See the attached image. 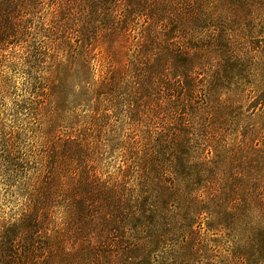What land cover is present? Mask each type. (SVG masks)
<instances>
[{"label":"rangeland","instance_id":"obj_1","mask_svg":"<svg viewBox=\"0 0 264 264\" xmlns=\"http://www.w3.org/2000/svg\"><path fill=\"white\" fill-rule=\"evenodd\" d=\"M0 17V264H264V0Z\"/></svg>","mask_w":264,"mask_h":264},{"label":"trees","instance_id":"obj_2","mask_svg":"<svg viewBox=\"0 0 264 264\" xmlns=\"http://www.w3.org/2000/svg\"><path fill=\"white\" fill-rule=\"evenodd\" d=\"M0 1H2V0H0ZM3 18L2 17H0V21L2 20ZM3 22H4V20H3ZM167 191H169V190H167ZM163 194V193H162ZM158 196V195H157ZM163 196H165V195H161V199H164L165 197H163ZM159 201H161L160 199H159ZM264 204V203H263ZM262 206V208L264 209V205H261ZM260 210V209H259ZM260 212H264V210L262 211V210H260ZM264 214V213H263ZM264 226H262V227H259V225H257V226H255V227H253V232H254V235H259V236H261V234H262V232L264 231V228H263ZM262 238H263V236H262ZM255 240V239H254ZM131 247H138L137 249H139L140 248V244L138 243V241H136V242H134V243H132V246ZM145 263V261L142 263V264H144Z\"/></svg>","mask_w":264,"mask_h":264}]
</instances>
